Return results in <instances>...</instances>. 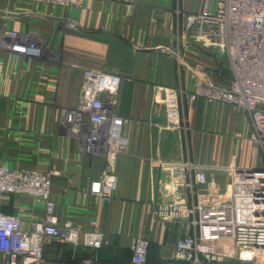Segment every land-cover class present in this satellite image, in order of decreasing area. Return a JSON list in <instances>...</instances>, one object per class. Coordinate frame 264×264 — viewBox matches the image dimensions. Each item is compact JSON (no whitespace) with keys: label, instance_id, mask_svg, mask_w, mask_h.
<instances>
[{"label":"crops","instance_id":"crops-1","mask_svg":"<svg viewBox=\"0 0 264 264\" xmlns=\"http://www.w3.org/2000/svg\"><path fill=\"white\" fill-rule=\"evenodd\" d=\"M202 1L84 0L59 7L0 0V165L55 172L51 200L57 225L70 221L103 234L98 249L45 238L41 264H129L138 237L148 241L149 264L174 263L177 240L192 229L186 221L166 222L153 214L171 201L161 187L160 163L188 159L205 166L207 182L197 186L194 199L201 202H213L228 189L224 168L264 164L249 139L243 109L185 96L179 103L184 126L167 124L157 87L191 92L195 66L218 86L232 79L225 52L177 21V9L196 12ZM9 33L27 37L38 55L10 50ZM85 70L121 78L116 113L128 145L111 162L118 184L110 200L90 193L91 182L107 167L105 157L83 154L59 112L78 104ZM44 206L39 197L0 194V210L20 218L25 232L44 218ZM5 261L0 253V264Z\"/></svg>","mask_w":264,"mask_h":264},{"label":"built area","instance_id":"built-area-1","mask_svg":"<svg viewBox=\"0 0 264 264\" xmlns=\"http://www.w3.org/2000/svg\"><path fill=\"white\" fill-rule=\"evenodd\" d=\"M59 7H75L84 0H25ZM179 26L194 37L216 44L226 54L232 79L227 86L214 84L198 66L192 67L194 89L157 87L166 104V121L183 127L180 100L189 97L243 109L250 122V139L264 149V0H203L196 12L176 10ZM10 50L36 56L38 48L27 37L9 33ZM175 56L180 60L179 50ZM121 78L112 73L85 70L79 102L59 110L64 123L81 141L87 156L102 155L107 167L90 184V193L106 197L116 190L117 175L111 162L128 145L123 119L116 113ZM162 190L170 202L157 205L153 214L162 221H186L192 231L175 244L174 263L163 264H264V164L240 170L226 167L228 189L213 202L194 200L196 188L207 182V168L190 160H170L159 165ZM53 171L13 169L0 165V194L24 193L44 200L45 216L32 222V231L21 230L20 218L0 210V253L5 264H41L45 238H59L91 249L101 247L103 234L80 230L70 221L57 225L51 200ZM227 195V196H226ZM226 196L225 198H222ZM148 241L138 237L131 245L129 264H149ZM233 258V261H222ZM89 261L86 263L88 264Z\"/></svg>","mask_w":264,"mask_h":264},{"label":"rangeland","instance_id":"rangeland-1","mask_svg":"<svg viewBox=\"0 0 264 264\" xmlns=\"http://www.w3.org/2000/svg\"><path fill=\"white\" fill-rule=\"evenodd\" d=\"M215 103H217V102H215ZM249 139H250V136H249ZM259 149V153L261 154V156H262V160L264 161V149H260V148H258ZM226 173L224 174L223 173V176H224V178H226ZM220 181H222V176L220 177ZM229 182V181H228ZM228 184V183H227ZM227 191V189H225V191H222L223 193H221L222 195H224V193ZM226 196H223L222 198H225ZM227 260V261H233L234 259L233 258H222L221 260L222 261H224V260ZM221 264H228V262H222ZM232 264V263H231Z\"/></svg>","mask_w":264,"mask_h":264},{"label":"water","instance_id":"water-1","mask_svg":"<svg viewBox=\"0 0 264 264\" xmlns=\"http://www.w3.org/2000/svg\"><path fill=\"white\" fill-rule=\"evenodd\" d=\"M259 168L262 169L263 168V165H261ZM236 169L240 170L242 168L236 167Z\"/></svg>","mask_w":264,"mask_h":264},{"label":"bare ground","instance_id":"bare-ground-1","mask_svg":"<svg viewBox=\"0 0 264 264\" xmlns=\"http://www.w3.org/2000/svg\"><path fill=\"white\" fill-rule=\"evenodd\" d=\"M188 223V222H187ZM189 224V223H188ZM190 226V225H189ZM186 235H188V234H186ZM186 235H184V236H186ZM134 243V242H133Z\"/></svg>","mask_w":264,"mask_h":264}]
</instances>
